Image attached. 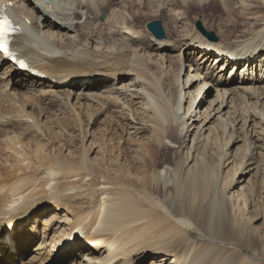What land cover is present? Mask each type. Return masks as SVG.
Returning a JSON list of instances; mask_svg holds the SVG:
<instances>
[{
	"label": "bare ground",
	"instance_id": "bare-ground-1",
	"mask_svg": "<svg viewBox=\"0 0 264 264\" xmlns=\"http://www.w3.org/2000/svg\"><path fill=\"white\" fill-rule=\"evenodd\" d=\"M39 4L49 12H37ZM4 7L22 28L14 41L19 58L43 76L20 71L0 54V71L7 67L1 76H8L0 94V254H24L19 230L54 211L44 228L61 232L39 264L57 253L58 262L67 261L65 244L78 237L77 250H87L91 264H264L257 225L260 216L264 221V0H0ZM161 14L170 17L173 34L156 38L137 27ZM215 15L245 28L217 43L178 26ZM190 50L198 52L189 57L195 66L182 87L170 88L165 65L179 53L181 75L182 54ZM211 59L232 65L230 81L202 68ZM211 83L217 97L224 90L205 116L215 121L219 153L200 126L186 129L181 113L186 91L197 84L199 96ZM61 96L68 110L43 128L41 117ZM82 99L94 103L87 113L73 103ZM245 100L251 111L239 109ZM233 106L244 110L241 120L222 115ZM98 121L102 129L91 132ZM72 131L80 135L69 140ZM192 149L202 160L189 162ZM221 163L232 165L222 180ZM193 229L203 236L195 239Z\"/></svg>",
	"mask_w": 264,
	"mask_h": 264
},
{
	"label": "rangeland",
	"instance_id": "rangeland-1",
	"mask_svg": "<svg viewBox=\"0 0 264 264\" xmlns=\"http://www.w3.org/2000/svg\"><path fill=\"white\" fill-rule=\"evenodd\" d=\"M221 6H223V4ZM105 18H106L105 15H102V16H100L99 19L100 20H105ZM148 19H149V21L147 19H143L142 23L136 22L137 27L139 26L141 30L147 31L146 30L147 28H145V27L147 26V24L150 21L159 20V21H162L164 29L166 31V34L167 33H169V34H173L174 33V28L171 25V21H170V17L169 16L161 14L158 17H153V18L149 17ZM232 20L233 19H231V18H229L227 16H223V15H215V16H212V17H209V18L205 17V18H203V21L202 20L200 21L199 19H197L195 17H192L191 19L185 21L184 24H182V25L180 24L178 26H180L181 29L186 31V32H189L192 28H194V30H196V31H199L200 29L198 28L197 24L200 22L202 24V26L204 27V29L206 28L205 29L206 31H208L210 33H213L218 38V40L216 42L220 43L222 41H226L228 36H230L232 38V40H235V38H238L239 35L241 34V32L243 31V29L245 28L244 25L242 24V21H238L237 23L234 24V22L232 23ZM190 51H192V50H190ZM194 53L198 54V52H196L194 50L192 52H190V53L187 52L186 55L182 54L183 73L181 75H179V76H178L179 73H178V70H177V66H178V62H179V58H178L179 53H174L172 55L173 57H175V59H173L171 61L173 63L169 62L168 64L165 65V67H164L165 73L167 72V74L172 76L171 77L172 79L169 82L170 88H171V86L173 84L175 86H177L178 88L180 86L181 87L183 86V81L187 78V75H188L189 70H190L189 67L191 66V64H190L191 59L189 57L191 55L194 56ZM199 59H201V58L199 57ZM199 59H198V61H199ZM208 61L205 60L203 62H200V65H202V68L204 67L205 70H206V68H207V70L210 69V71L217 70L216 75L221 72V74L217 77L218 79H221L223 81H225V80L227 81V79H228L230 81V79H231L230 75H231V72H232V70L230 68H232V65L230 67H228L229 66V64H228V66H226V67H228V70H225L226 67L224 69H222V67L224 65H226L227 62H226V64H224V63L220 64V63H217L216 60L213 61L211 59L210 62H208ZM194 66H191V69H193ZM4 68H3L4 70L0 71V78L3 79L2 81H0V90H1L0 94L1 93L5 94V92H6V87L5 86L7 84L6 83V81H7L6 79L8 78V76H5V75L1 76L7 69V67H4ZM239 73H240V71L238 70V74ZM234 74H236V72H234ZM233 77H235V76H233ZM211 85H212V83L209 86H207V88L199 96H198V91H199L198 85L197 84L196 85H192V88L190 90L186 91V94H187L186 96L187 97L185 98V100L183 102L181 113H182V116L184 117L185 122L187 123L186 129L188 128V130L190 132H192V131L195 132L197 130L198 126H200V128H202L203 136L205 138L210 136V139H208V140H209V144L211 143V148L213 146L214 150L215 151L217 150L216 153H219V152H221V144L222 143H221V140L218 138V135H217V133L215 131L216 130L215 129V121L211 120L212 116L208 120L205 119V116L207 115V113H211L212 110H214L215 108L219 107V105L222 102V94L224 93V90L220 91L219 92L220 97H217V89L215 87H212ZM220 89H222V88H220ZM130 90H132V91L134 90L133 92H137L138 91L137 88H135V89L131 88ZM96 93L100 94L101 93L100 89ZM36 94L39 95V92H36ZM61 98H62L63 101H60L59 103H56V106L52 109L50 115H47V116L43 115L41 117L42 127L43 128H45L47 126V124L51 122V120L53 119V115L54 114L57 115V116H60L61 111L63 112L64 110H68L65 107V103H66L65 99H67V97L66 96H61ZM191 98H192V100L196 99V100H194L196 102V106L194 107V109L190 110V112L188 113V107H189V102H190ZM53 99L54 98L48 99L45 103H47V102L49 103V101H51ZM226 99H227V96H226ZM212 101H213V103H212ZM77 102L78 101L73 100V103H76L79 106V107L77 106V108L81 109L85 113H87V110L89 108L88 104H90V105L94 104L93 102H90V101H87V100H84V99H82L80 101L81 103L83 102L82 104L80 102L79 103H77ZM226 103H227V101H226ZM40 104L43 105L44 103H40ZM43 106H45V105H43ZM260 106L261 105L259 104L258 107L260 108ZM233 107H232L233 109H231V110H229V108H226L224 110V112L222 113V115L231 113V115L236 116V118H239L240 117L239 114L241 112H243L244 110L243 111L242 110H238V108L236 106H233ZM253 107H254V105H253ZM241 108L245 109V111L248 112L249 110L251 111L252 105L248 101H246V102L243 103V107H239V109H241ZM239 111H241V112H239ZM213 114H214V112H213ZM195 115H197L198 117L191 118V116H195ZM103 118L104 117H102V119ZM239 119L241 120V118H239ZM25 120H28V118H26ZM29 120H30V124L27 121H26V124L28 123L29 125H33L34 124V120H31V119H29ZM98 122L99 123L90 124L89 125V128H92V129H90L91 132L95 131V132L98 133L102 129L101 122L100 121H98ZM241 124H244V122H242ZM250 125L251 124L248 123L247 127H250ZM53 127L56 129L57 133L62 131V129L60 130L58 128V126H53ZM72 133H73L72 135L71 134H67V139L74 140V136L80 135L78 131H76V132L72 131ZM70 136H72V137H70ZM212 136H216V141L213 142V143L211 141ZM13 137H14V135H9L8 137H5V139L8 140V139L13 138ZM213 138H215V137H213ZM190 140H191V138H190ZM76 143L78 144L77 146L79 148L81 146V142H80V139L78 137H76ZM89 143L91 144V138H88V142L86 143V145L89 146L90 145ZM170 146L174 147V145H172V144H170ZM57 147H58V145H57ZM57 147H56V149H57ZM188 148L189 149L192 148V142H190L189 140L186 142V144L184 146L185 154H187ZM218 149H220V151ZM94 156L95 155H93V157ZM193 157H194V160H199V161L202 160L197 155V153H194V150L192 149V151L190 152V155H189V162H191L193 160ZM189 162H187V164H189ZM221 165L222 166H220L218 168L219 169L218 173H219V176H220V180H222V178L226 177L227 170L230 169L231 166H232V165L229 166V163H225L224 165L221 163ZM161 176L163 178H166V176H167L166 172L162 171L161 172ZM169 177L170 176L168 174L167 180H169L168 179ZM221 189H222V186L219 184L218 190H221ZM54 214H55L54 211H48L47 214H45L44 216H42L41 218L38 219V222L36 224H34L35 223V219L33 218L32 222L28 223L27 226L23 228V230H19L18 234H23L25 239H26V245H19V246H21V248H24V254L18 255V256L14 257V258H9L8 256H11V255H8V254H4V253L0 254V264H39L40 261H41V258H43V256L45 255L44 252L51 248V247H49V245L52 242V240H54V238L59 236V234L61 232V230L58 227H55L54 230L51 229V228H44V224L49 223L50 221H52V220H49V219H52ZM61 220L63 222L64 218H62ZM257 225L260 226V236H261L262 239H264V237H263L264 236V221H263V219H261V216H260V218L258 220ZM56 228H58V229H56ZM54 231H56V232H54ZM193 231L195 232V236H194L195 239H197V238L200 239L203 236L201 234V232H199L197 229H193ZM77 242L81 244L82 243V238L78 237V240H76L75 242L72 241V240H69V241L66 242V244L64 243L65 247H66V248L64 247V249L67 252L66 253L67 261L65 260L64 262H58L60 255L63 254V253H61L60 255L57 253L55 255L54 259H51L52 261L50 260L51 262L49 261L48 263L46 262L45 264H70V263L71 264H91L92 261L90 260V257H87V258L85 257V255L88 253L87 250H81L80 249L79 250L80 252H78L77 245L75 244ZM61 249H62V247H61ZM60 252H62V251H60ZM246 253L247 254H245V255L251 256L250 255L251 254L250 250H249V252H246ZM37 254L40 255V256H38ZM9 259H12V260H9ZM159 263L166 264L167 261L161 262V260H160ZM140 264H152V260L149 259V260H146V261H144V262H142Z\"/></svg>",
	"mask_w": 264,
	"mask_h": 264
},
{
	"label": "water",
	"instance_id": "water-1",
	"mask_svg": "<svg viewBox=\"0 0 264 264\" xmlns=\"http://www.w3.org/2000/svg\"><path fill=\"white\" fill-rule=\"evenodd\" d=\"M197 26L202 31V33L206 35L208 38L215 40V41L218 40V38L213 33L207 32L200 22L197 24ZM147 28L156 38L166 37V33H165V30H164V27L161 21L156 20V21L149 22L147 25Z\"/></svg>",
	"mask_w": 264,
	"mask_h": 264
},
{
	"label": "snow or ice",
	"instance_id": "snow-or-ice-1",
	"mask_svg": "<svg viewBox=\"0 0 264 264\" xmlns=\"http://www.w3.org/2000/svg\"><path fill=\"white\" fill-rule=\"evenodd\" d=\"M10 28V22L6 17L0 19V51L5 53V55L8 54V41L6 39V36L8 35Z\"/></svg>",
	"mask_w": 264,
	"mask_h": 264
}]
</instances>
